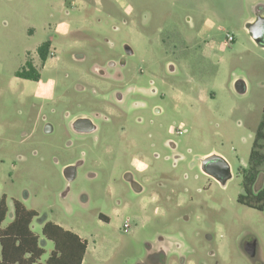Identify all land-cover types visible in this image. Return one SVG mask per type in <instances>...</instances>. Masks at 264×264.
<instances>
[{"label": "rangeland", "instance_id": "rangeland-1", "mask_svg": "<svg viewBox=\"0 0 264 264\" xmlns=\"http://www.w3.org/2000/svg\"><path fill=\"white\" fill-rule=\"evenodd\" d=\"M257 10L264 13V0H0L5 225L17 199L39 212L37 234L51 220L85 238L84 264H149L162 245L161 264H264V210L238 201L264 114V47L247 28ZM47 40L57 57L42 69L38 47ZM30 58L45 84L54 80L51 100L42 82L16 76ZM109 61L126 62L110 83L92 73ZM237 79L246 81L245 93L237 92ZM153 85L156 94L144 93ZM130 88L123 116L114 90ZM103 104L111 109L99 110ZM95 109L97 132L71 129V117ZM211 154L231 165L225 185L202 170ZM134 158L147 165L143 172L131 167ZM69 162H81L71 182L63 173ZM127 169L141 193L126 181ZM263 174L264 167L257 186ZM44 246L42 262L54 244Z\"/></svg>", "mask_w": 264, "mask_h": 264}, {"label": "trees", "instance_id": "trees-1", "mask_svg": "<svg viewBox=\"0 0 264 264\" xmlns=\"http://www.w3.org/2000/svg\"><path fill=\"white\" fill-rule=\"evenodd\" d=\"M16 75L32 80L40 78L39 71L18 72ZM249 164V169L243 173L244 192L238 200L249 207L264 210V174L262 184L256 185L264 167V114L256 130ZM13 205V217L5 225L10 206L7 194L0 195V264H83L88 248L86 239L51 220L44 222L41 236L32 227L39 212L17 199ZM48 240L53 242L54 248L42 262L46 253L44 243Z\"/></svg>", "mask_w": 264, "mask_h": 264}, {"label": "flooded vegetation", "instance_id": "flooded-vegetation-1", "mask_svg": "<svg viewBox=\"0 0 264 264\" xmlns=\"http://www.w3.org/2000/svg\"><path fill=\"white\" fill-rule=\"evenodd\" d=\"M60 29L64 31V32L63 31H60V32H63L64 35H68L69 32H67L68 30H67L66 26L64 25V22H61ZM124 48H125V52L128 55H132L134 53L133 49L127 43L124 45ZM56 57H57V55L55 52V48H54L51 40H47V41L43 42L38 47V58L40 60V64L42 66V69H45L47 67V64L49 63V61L52 59H55ZM125 64H126L125 61H121L120 64L118 63V61H109V64L107 65V67L104 68L103 65H101V64L99 65L96 63L92 67V69H93L92 73H94L95 76L100 77L105 82L110 83V81H114V80H117L118 77L119 78L122 77L120 71L118 70L117 72H115L114 69L117 68V66H119V65L125 66ZM54 65H56V62H53V66ZM171 68H173V65H171ZM42 69L39 67V65L37 64V62L33 58H30L26 61L25 65L20 70H18L16 72V74L18 72L28 73V72L39 71L40 72L39 80H33V81L42 82V86L40 87V90H41V92L46 93V96H45V97H47L46 99L51 100L53 97V95H52L53 94V88H51V87L55 86V83H54V80H52V81L50 80L46 84L43 82L42 73H41ZM17 77H19V76H17ZM19 78L32 80V79L23 78V77H19ZM151 87L145 88L144 93L156 94L158 92V89L155 87V85H153ZM79 89L81 91H83V90H85V87L83 85H79ZM131 91H133L131 88L127 90V93H123L121 91V89L114 90L116 102L119 105L118 107H115V109H118L120 114L123 116L126 115V112L123 110L121 105H123V103L125 101L126 94L130 93ZM107 102L109 104H112V102H110V100L109 101L107 100ZM108 109H111V108L103 104L102 108L99 110L106 112V110H108ZM97 110L96 109L93 110L90 114H89V112H82V113L75 114L73 117L70 118L71 119L70 120L71 129L74 132H76L78 134H82V135H87V134H90L93 132H97L99 127L95 123L94 117H101V113L97 112ZM156 111L159 112V111H161V109L156 108ZM92 113H93V115H91ZM70 115L71 114L69 111L65 112L66 117H70ZM105 119L108 120L109 118L107 116H105ZM46 128H47L48 132H50L53 129L50 124H48ZM170 144L173 146V148L176 147V144L174 142H170ZM80 164H81V162H69L65 165L63 173H64L65 178L69 182L73 181L77 177V170H78V167ZM68 166H71L72 168L67 172L68 173L67 174L65 170L67 169ZM131 167H133L134 169H136L140 172H143L146 169L147 165L142 160H140L139 158H134L132 160ZM249 167H250V164H249L247 169L242 170L243 173L245 171H247L249 169ZM208 175H210V174H208ZM210 176H212V175H210ZM212 177H214V176H212ZM125 179L127 182H129L131 184L132 189L135 192L141 193L144 190V187L142 186V184L139 181L135 180L134 174L130 169H127L125 171ZM145 180L147 181L148 179L146 178ZM99 218L103 219L106 222L110 221V218L103 213L99 214ZM244 249L252 257L256 256V254H257L255 243H251V242L246 243L244 245ZM167 253H168L167 247L163 246V245L160 246L156 252L154 251L153 253H151V256H150L151 262H149V264H161L162 263V257H165Z\"/></svg>", "mask_w": 264, "mask_h": 264}, {"label": "water", "instance_id": "water-1", "mask_svg": "<svg viewBox=\"0 0 264 264\" xmlns=\"http://www.w3.org/2000/svg\"><path fill=\"white\" fill-rule=\"evenodd\" d=\"M247 28L253 40L260 46L264 47V13L262 10H257L255 18L247 23ZM235 88L239 93L247 91V83L243 79L235 81ZM68 166L66 173L71 169ZM202 169L207 174L214 176L221 184L225 185L227 181L232 178L231 165L224 156L218 154H211L202 159ZM68 174V173H67Z\"/></svg>", "mask_w": 264, "mask_h": 264}, {"label": "built area", "instance_id": "built-area-1", "mask_svg": "<svg viewBox=\"0 0 264 264\" xmlns=\"http://www.w3.org/2000/svg\"><path fill=\"white\" fill-rule=\"evenodd\" d=\"M226 41H227L228 43L234 41V36L231 35L230 33H228V34H227ZM180 133H183V131L180 130ZM130 227H131L130 219L127 218V219L125 220V223H124L123 229H124L125 232H127V231H129Z\"/></svg>", "mask_w": 264, "mask_h": 264}, {"label": "crops", "instance_id": "crops-1", "mask_svg": "<svg viewBox=\"0 0 264 264\" xmlns=\"http://www.w3.org/2000/svg\"><path fill=\"white\" fill-rule=\"evenodd\" d=\"M254 15V14H253ZM255 18V17H254ZM12 217H13V212H12ZM45 221H48V220H45ZM45 221H43L42 222V225H41V230H42V226H43V224H44V222ZM55 223H57V222H55ZM59 224V223H58ZM61 225V224H60ZM63 226V225H62ZM64 227V226H63ZM66 228V227H65ZM66 229H69V228H66ZM73 231V230H72ZM75 232V231H74ZM77 233V232H76ZM80 235V234H79ZM81 236V235H80ZM82 237V236H81ZM83 238V237H82ZM85 239V238H84ZM45 245L47 244V242L46 243H44ZM88 249H89V245H88V248H87V253H88ZM87 253H86V255H87ZM86 257V256H85ZM84 261H85V258H84ZM84 261H83V264H84Z\"/></svg>", "mask_w": 264, "mask_h": 264}]
</instances>
